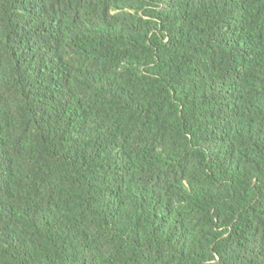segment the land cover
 Listing matches in <instances>:
<instances>
[{
  "label": "trees",
  "instance_id": "1",
  "mask_svg": "<svg viewBox=\"0 0 264 264\" xmlns=\"http://www.w3.org/2000/svg\"><path fill=\"white\" fill-rule=\"evenodd\" d=\"M0 264H264V0H0Z\"/></svg>",
  "mask_w": 264,
  "mask_h": 264
}]
</instances>
